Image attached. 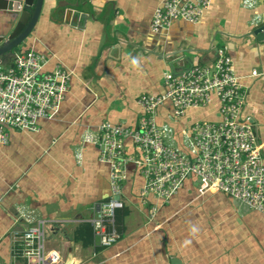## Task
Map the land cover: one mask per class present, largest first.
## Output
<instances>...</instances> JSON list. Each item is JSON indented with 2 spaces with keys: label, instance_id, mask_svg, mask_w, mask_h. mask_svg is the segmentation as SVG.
<instances>
[{
  "label": "crops",
  "instance_id": "crops-1",
  "mask_svg": "<svg viewBox=\"0 0 264 264\" xmlns=\"http://www.w3.org/2000/svg\"><path fill=\"white\" fill-rule=\"evenodd\" d=\"M58 1L44 6L18 50L49 58L45 72L63 66L72 73L70 88L55 119H40L37 132L9 129V143L0 144V264L16 263L26 216L51 220L47 248L60 254L59 264H264L263 214L222 193L200 196L193 178L167 202L143 195L145 180L133 164L126 167L123 217L116 221L120 239L98 247L88 220L108 196L109 168L99 161L98 146L84 141L103 122L137 127L138 97L165 92L171 62L181 73L213 63L226 46L247 88L242 118L254 125L264 157V36L254 34L264 28V0H212L199 24L176 21L161 33L150 25L163 0H80L88 18L73 16L70 24L54 9ZM10 16L0 10V37L15 26ZM13 55L3 59V69ZM218 119L216 99L181 120L172 118L170 103L158 112L180 147L183 129ZM125 149L136 153L129 141Z\"/></svg>",
  "mask_w": 264,
  "mask_h": 264
},
{
  "label": "built area",
  "instance_id": "built-area-1",
  "mask_svg": "<svg viewBox=\"0 0 264 264\" xmlns=\"http://www.w3.org/2000/svg\"><path fill=\"white\" fill-rule=\"evenodd\" d=\"M212 0H163L156 8L150 29L169 30L176 21L196 25L211 7ZM14 52V51H13ZM10 67L0 70V144L9 143V129L37 132L40 119L53 120L70 88L72 73L61 65L45 72L49 58L32 49L15 51ZM253 74H256L254 72ZM162 95L138 97L141 109L135 128L101 123L84 141L97 145L99 161L109 168V192L88 222L97 246L109 248L120 239L116 215L125 206L126 167L133 164L145 180L143 195L167 202L195 179L200 196L222 193L264 215V157L254 125L242 118L247 88L236 74L226 46L217 49L211 64L194 65L175 75H163ZM219 103V119L197 121L181 132L158 122L159 109L171 104L172 118ZM129 141L136 153L128 154ZM156 209H153L151 218ZM25 226L14 246L15 264H59L57 251L47 248L51 220L24 218Z\"/></svg>",
  "mask_w": 264,
  "mask_h": 264
},
{
  "label": "water",
  "instance_id": "water-1",
  "mask_svg": "<svg viewBox=\"0 0 264 264\" xmlns=\"http://www.w3.org/2000/svg\"><path fill=\"white\" fill-rule=\"evenodd\" d=\"M57 0H0V10L11 13V18L15 23V26L7 38L0 37V66L3 63V59L13 53L15 49L20 47L27 38L33 32L41 16L42 10L45 5H54ZM89 5V2H86ZM54 7L55 10L64 11V21L70 24L73 16H77L81 21L86 22L88 14L81 13L80 0H59ZM263 27H259L254 31L259 40L262 39L264 34L262 33ZM217 52V50H216ZM172 72L175 75H180L177 70L174 69L173 63L170 64Z\"/></svg>",
  "mask_w": 264,
  "mask_h": 264
},
{
  "label": "trees",
  "instance_id": "trees-1",
  "mask_svg": "<svg viewBox=\"0 0 264 264\" xmlns=\"http://www.w3.org/2000/svg\"><path fill=\"white\" fill-rule=\"evenodd\" d=\"M21 51H23V50H21ZM176 126H178V127H176L178 130L181 128V126H179V125H176ZM122 217L123 216L120 215V214H118V212H117V215H116V221H117V223H120L122 221Z\"/></svg>",
  "mask_w": 264,
  "mask_h": 264
},
{
  "label": "rangeland",
  "instance_id": "rangeland-1",
  "mask_svg": "<svg viewBox=\"0 0 264 264\" xmlns=\"http://www.w3.org/2000/svg\"><path fill=\"white\" fill-rule=\"evenodd\" d=\"M17 50H18V48L15 49L14 52L17 51ZM14 52H13V53H14ZM0 69H1V70H4V69H3V66H1ZM5 69H6V68H5Z\"/></svg>",
  "mask_w": 264,
  "mask_h": 264
}]
</instances>
